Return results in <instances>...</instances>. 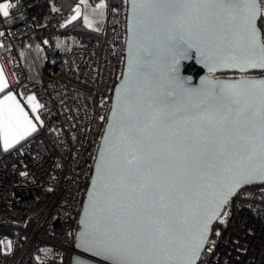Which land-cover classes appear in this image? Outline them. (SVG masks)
<instances>
[{"label": "snow or ice", "instance_id": "1", "mask_svg": "<svg viewBox=\"0 0 264 264\" xmlns=\"http://www.w3.org/2000/svg\"><path fill=\"white\" fill-rule=\"evenodd\" d=\"M17 6L0 0V17ZM261 19L259 0H131L137 40L102 137L77 247L112 264H203L204 250L214 251L215 224H226L237 196L253 195L245 187L264 183V78L191 87L178 65L195 49L210 71L264 70ZM7 87L0 70V90ZM34 101L28 97L33 112L43 108ZM36 131L12 92L0 99L5 151Z\"/></svg>", "mask_w": 264, "mask_h": 264}, {"label": "built area", "instance_id": "2", "mask_svg": "<svg viewBox=\"0 0 264 264\" xmlns=\"http://www.w3.org/2000/svg\"><path fill=\"white\" fill-rule=\"evenodd\" d=\"M58 1L11 0L18 6L9 18L0 17V64L9 87L22 102L34 95L43 105V125L39 121L36 132L0 153V264H71L80 211L122 77L128 0H108L99 39L65 28ZM259 3L264 8V0ZM30 36L44 56L39 81L28 78L14 45ZM262 189L264 183L247 186L243 191L253 195L233 200L226 224L212 229L209 244L215 241V248L204 250L203 264H264Z\"/></svg>", "mask_w": 264, "mask_h": 264}, {"label": "water", "instance_id": "3", "mask_svg": "<svg viewBox=\"0 0 264 264\" xmlns=\"http://www.w3.org/2000/svg\"><path fill=\"white\" fill-rule=\"evenodd\" d=\"M130 17H131V0H128V12H127V19H126V31H127L126 58H125L124 66H123L122 77H121L120 81H118L116 83L114 90H113L112 104H113L114 98L117 95V88L121 87L123 85L124 74L126 73L127 68H128V62H129L130 54H131L132 48L134 47L136 40H137L135 32L130 31ZM178 69H179L180 77L185 81L186 84L190 85L191 87H196V86L201 85L202 80H204V79H208V80L220 79V80H224V81H228V80L235 81V80L241 79L242 77L264 78V76L262 74H260L264 70H260V69H249L247 71L241 72L238 69H229V68L218 67V68H216L215 71H210L209 67H206L205 64L200 62L199 57L196 55L195 49H192L191 54H190V58L183 59L180 61L179 65H178ZM226 72H234L236 74L256 72L259 74L258 75H238V76L236 75V76H229V77L228 76H221V77L209 76V74L211 75L213 73H226ZM112 104H111V108L109 111V115L111 113ZM109 115H108V117H109ZM107 127H108V119H107V122L105 124V128H104V131L102 133V137H103L104 132H105ZM102 137H101L100 145H99L97 155H96V158L94 161V168H93L92 177L96 172V164L98 162L99 150L104 144ZM91 181H92V178H91ZM91 181H90V184L88 186L87 193H86V196L84 198L83 206L81 208L79 219H78V229L76 231L75 243H74V247L76 249V252L72 255L71 264H112V261L103 255H95L91 251H86L85 247H83V246L77 247V244L80 243L78 234L81 232V228H82V225L80 223L81 214L84 211L86 202L89 200V188L91 187ZM255 184H260V183H255Z\"/></svg>", "mask_w": 264, "mask_h": 264}, {"label": "trees", "instance_id": "4", "mask_svg": "<svg viewBox=\"0 0 264 264\" xmlns=\"http://www.w3.org/2000/svg\"><path fill=\"white\" fill-rule=\"evenodd\" d=\"M81 0H59L62 5L68 28L85 39H99L102 32H98L86 27L80 18L69 20L68 15L72 12L74 6ZM91 4H96L100 0H86ZM259 26L262 28V20L259 21ZM18 49L22 61L26 67V73L29 79L39 81L42 67L44 64V56L41 52L39 42L35 36H30L26 40L17 41L14 43ZM1 153V151H0Z\"/></svg>", "mask_w": 264, "mask_h": 264}, {"label": "rangeland", "instance_id": "5", "mask_svg": "<svg viewBox=\"0 0 264 264\" xmlns=\"http://www.w3.org/2000/svg\"><path fill=\"white\" fill-rule=\"evenodd\" d=\"M107 2L108 0H100L96 4H91L86 0H81L74 6L68 18L73 20L72 17L76 16L89 29L103 32L106 26Z\"/></svg>", "mask_w": 264, "mask_h": 264}, {"label": "crops", "instance_id": "6", "mask_svg": "<svg viewBox=\"0 0 264 264\" xmlns=\"http://www.w3.org/2000/svg\"><path fill=\"white\" fill-rule=\"evenodd\" d=\"M0 70H2V75H3L4 81H5V82L7 83V85H8L7 88H5V89H3V90H0V99H2L4 96H6V95L8 94V92H12V93L16 96V99L19 101L21 107L24 108V111L28 113V117H29V119H31L32 122H33L34 124H36V126H37V124L39 123V121H37V120L35 119V117H36V115H39V109H37L36 112H33V111H32V107H31V105L28 103V98H27L26 101L22 102V101L17 97V95L12 91V89L9 87L8 81H7V79H6V76L4 75V72H3V69H2L1 64H0ZM30 96H34V95H30ZM28 97H29V96H28ZM34 97H35V96H34ZM34 103H38L36 97H35V101H34ZM32 134H33V133H32ZM26 138H27V137H26ZM22 141H23V140H21L19 143H21ZM19 143H18V144H19ZM18 144H16V145H18ZM16 145H14V146H16ZM14 146H13V147H14ZM13 147H12V148H13ZM10 149H11V148H10ZM8 150H9V149H8ZM0 151H5V150L3 149V146H2V141H0Z\"/></svg>", "mask_w": 264, "mask_h": 264}, {"label": "bare ground", "instance_id": "7", "mask_svg": "<svg viewBox=\"0 0 264 264\" xmlns=\"http://www.w3.org/2000/svg\"><path fill=\"white\" fill-rule=\"evenodd\" d=\"M209 76H210V74H209Z\"/></svg>", "mask_w": 264, "mask_h": 264}]
</instances>
